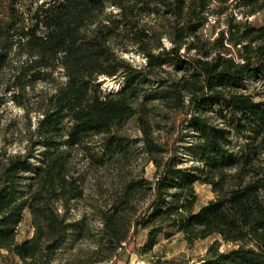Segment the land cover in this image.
<instances>
[{"label": "trees", "instance_id": "obj_1", "mask_svg": "<svg viewBox=\"0 0 264 264\" xmlns=\"http://www.w3.org/2000/svg\"><path fill=\"white\" fill-rule=\"evenodd\" d=\"M262 12L264 0H0V110L37 115L24 152L0 146V250L97 264L146 232L142 254L175 234L219 236L237 246L193 264H264V101L248 93L264 74V22L248 18ZM134 117L131 138L121 129ZM144 160L152 179L135 174ZM110 167L93 221L74 218L88 171ZM199 183L214 198L197 208ZM27 213L33 234L19 241Z\"/></svg>", "mask_w": 264, "mask_h": 264}, {"label": "rangeland", "instance_id": "obj_2", "mask_svg": "<svg viewBox=\"0 0 264 264\" xmlns=\"http://www.w3.org/2000/svg\"><path fill=\"white\" fill-rule=\"evenodd\" d=\"M237 19L240 21L247 20V14L239 10L236 11ZM220 21H212V24L207 27V34L214 37L219 35V32L226 28L224 17H220ZM256 24L264 22V12L256 14L248 18ZM127 57H135L126 54ZM139 60L138 57H135ZM106 86L110 89L116 90L119 83L115 79L104 80ZM248 93L251 94L255 100L264 101V74L261 77L248 81ZM42 86H40L41 88ZM160 107L154 108L151 112V119L158 121L160 118L156 111ZM176 124L181 118V115L173 114ZM36 113L32 112L29 115L23 107L8 101L0 110V146L6 148L10 153L24 152L28 144L27 136L31 129H34L36 122ZM121 132L131 138L141 137L142 133L139 128L137 117L129 120L121 129ZM162 140H169L172 142L175 139L176 133L170 134L165 130L162 131ZM142 161L137 165L135 174H142L149 179L153 178L155 172V165L153 162L145 163ZM115 171L113 168H91L88 171V180L85 187L86 197L78 203V208L72 211V216L79 219L84 213L88 214L90 221H93L96 207L103 205L108 194L107 189L115 178ZM196 189L199 196L197 208L206 204L209 200L214 198V193L211 186L207 184H197ZM33 234L31 227L29 213H27L25 220L20 226L18 240H24ZM146 238V232L140 234L137 238H132L130 242L120 251L119 257L110 261L97 264H152L156 258L172 259L183 264H193L199 259L207 255L211 246H217L221 251H227L235 248L237 245L225 242L219 236H211L204 240H199L194 243L187 242L182 234H175L171 239H161L160 243L154 248L152 252L142 254L140 247ZM86 243H82L85 246ZM0 264H22L17 258L8 254L6 250H0Z\"/></svg>", "mask_w": 264, "mask_h": 264}]
</instances>
